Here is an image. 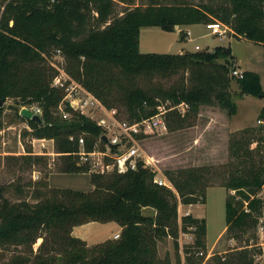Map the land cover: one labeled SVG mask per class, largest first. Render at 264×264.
<instances>
[{
    "label": "trees",
    "instance_id": "obj_1",
    "mask_svg": "<svg viewBox=\"0 0 264 264\" xmlns=\"http://www.w3.org/2000/svg\"><path fill=\"white\" fill-rule=\"evenodd\" d=\"M128 5L133 0H120ZM115 0H9L0 17V102L13 98L17 104L40 102L42 123L26 118L38 138L54 139L63 156L61 171L89 172L88 163H80L78 132L87 133L86 149L92 150L97 139L106 140L94 119L81 112L61 119L55 114L63 93L53 86L56 70L50 55L61 50L68 57L67 70L93 91L108 107L119 102L130 111L131 121L157 113L161 94L174 105L188 104L198 114L201 105L218 106L229 115L237 111L231 91V48L177 53H143L140 50L142 27L158 26L173 31L177 25L224 21L239 36L264 45V0H231L230 4H159L137 5L117 17ZM186 33H181L184 40ZM84 57V58H82ZM185 71L181 82L165 88L152 82L156 74ZM188 73V74H187ZM232 76V75H231ZM149 80L138 84V78ZM235 77V76H232ZM241 94L263 97L264 88L258 72L245 70L236 77ZM115 86L118 91H115ZM69 110L70 106H68ZM4 105L0 106V116ZM172 111V110H171ZM176 111V110H173ZM264 116V109L261 112ZM75 137L71 139V136ZM247 148H245V145ZM30 152V150H29ZM232 154L239 159L229 177L220 185L228 190L226 228L228 239H239L257 228L264 209L259 191L264 185V163L255 162L250 141H235ZM249 158L247 162L243 158ZM39 161L43 156H35ZM211 169L206 166L168 170L176 188L154 182L155 172L139 162L136 170L110 175L92 173L91 191L50 187L48 180L38 182L36 202L21 200L0 204V248L8 244L33 247L42 242L36 254L39 264H172L161 258L158 242L175 238L179 248L180 230L193 226L196 240L185 248V264H202L206 248L205 218L186 214L179 225V203L206 201L211 183ZM22 191L21 188H19ZM157 209L155 216L143 213V207ZM90 221H116L122 226L117 239H107L93 246L72 235L76 225ZM215 254L218 264H264L255 261L261 248L250 243ZM259 249V250H257ZM178 250V249H177ZM178 264L180 258L178 257Z\"/></svg>",
    "mask_w": 264,
    "mask_h": 264
},
{
    "label": "rangeland",
    "instance_id": "obj_2",
    "mask_svg": "<svg viewBox=\"0 0 264 264\" xmlns=\"http://www.w3.org/2000/svg\"><path fill=\"white\" fill-rule=\"evenodd\" d=\"M7 1L9 0H0V17ZM230 1L133 0L134 3L128 5L120 0H115L112 17L122 15L128 8L137 5L146 6L151 3L211 4L219 6L222 4L228 5ZM221 22L230 27L226 22ZM198 32L199 34L206 32H210L211 34L210 36H197L195 34L194 41H183L182 44L172 48L171 53H177L181 46H185L191 51L207 50L205 48L216 46L231 48L232 54L229 56L231 68L236 67L238 61L242 60L244 66L261 69L264 85V45L249 40L244 36L237 35L231 28L223 36L213 35L206 25H200L197 30ZM196 44H199L201 48H196ZM49 63L56 70L52 84L63 93V97L55 109V114L61 119L72 118L73 110L81 112L94 119L102 127L103 136L106 135L108 138L114 137L118 132V129L112 124V116L111 112H109L112 109L117 110L116 117L119 120L133 122L130 118L129 109L122 101L116 107H108L93 91L89 90L81 81L70 74L67 70L68 57L61 50L52 52ZM183 76H185V71L180 69L177 73H170L168 75L162 73L156 74L151 80L155 84L168 88L181 82ZM230 77L232 80L231 91L233 101L237 104V111L234 115L231 116L226 109L216 106V110L219 111L215 115H212L216 118L215 124L207 127L206 122L211 119V113L207 110L211 106L206 104L201 105L197 115L193 114L192 111H186L185 114H182L177 108L170 109L166 113L165 122L167 128H161L156 133L143 136L138 140L142 152L154 159L158 166V175L166 178L170 185L167 187L174 191H176V188L166 174L168 170L193 166H206L211 169L209 176L211 183L214 185L208 187L206 201L204 203L197 202L192 204L180 202L178 206V222L180 226L182 225V217L189 212V205H194L192 212L195 215L206 219L207 232L204 237L206 248L201 251L204 252L202 264H218L214 261L213 256L215 254L224 253L233 247H241L247 243L246 240L248 238H250V243L256 244V248L260 247L262 250L261 253L255 254V261L264 263V209L257 228L250 229L239 239L230 240L227 233H225L223 237L217 240L226 226L228 192H235L220 185L229 177L230 171L234 168L232 165H236L239 162V159L235 158L232 154L235 141L241 138H244L246 143L247 140L250 141V150L253 153L255 162L258 164L264 163V116L261 115L264 109V96L241 94L236 77H232L231 75ZM148 81L146 78L141 77L137 80L140 85H145ZM115 91H118L117 86H115ZM94 98L98 99L100 103L95 101L92 103ZM155 100L159 104H165L166 107H171V104L172 106L174 105L170 100H165L161 94ZM71 101L73 105L72 103L71 105L68 104ZM9 103H16V101L13 98H9L5 102L4 111L0 116V204L5 199L12 203L21 200L36 202L39 200L35 196L36 190L42 188L41 190L45 193V196L49 189L48 187H40L38 182L48 180L52 172H63L61 171V165L64 155L58 152L54 139L38 138L34 134L32 126L26 119L20 116L21 114L18 115L14 110L7 108ZM22 106L43 109L41 103L37 101L26 103ZM68 106L72 110H69ZM61 109L66 110V116L63 115ZM200 113L202 114L199 115ZM232 122L239 124L238 130L231 131ZM229 123L231 125H224ZM87 135L85 132H78L76 136L84 137L86 141ZM71 137H75V134ZM244 145L247 148V145ZM97 148H106V146H101L100 139H97L92 150ZM36 155L43 156V158L37 161ZM243 159L247 162L250 160L247 157ZM89 173L92 176L94 172L90 170L88 173L59 174L54 176L53 183L55 185L73 186L80 190L91 191L92 182ZM110 174L106 173V175ZM259 196L264 201V185L259 191ZM149 210L151 209H145V212H150ZM155 211L157 212V209ZM105 228L106 230L102 233L103 235L107 236L112 233V225ZM194 228L190 226L187 230H180L178 237L179 248H176L173 236H167L163 240H160L158 242L159 256L161 258L169 257L172 264H178L179 257L180 263L185 264L184 250L187 246L195 244L196 234L194 233ZM41 242L42 238H38L33 247L25 244H8L0 248V264H39L35 256L38 253V247ZM87 244L88 246H93L88 242Z\"/></svg>",
    "mask_w": 264,
    "mask_h": 264
},
{
    "label": "built area",
    "instance_id": "obj_3",
    "mask_svg": "<svg viewBox=\"0 0 264 264\" xmlns=\"http://www.w3.org/2000/svg\"><path fill=\"white\" fill-rule=\"evenodd\" d=\"M206 26L211 30L213 35L223 36L230 29L225 23L214 20L206 23ZM232 76L242 77L243 71L236 68L231 72ZM100 103L98 99L94 98L93 102ZM88 102V101H86ZM73 105V102H68L69 105ZM188 104L181 102L171 107H166L165 104H159L157 106V113L147 118H143L139 121L128 122L119 120L117 110L112 109L110 114L112 116V124L118 129L117 134L108 138L109 142H106V148H97L94 150H87L85 148L84 137H79V151L75 152L80 157V163H88L90 170L95 173H126L129 170H136L139 162H142L144 166L150 168L155 172L154 182L159 185L170 186L167 179L158 175V166L154 159L147 156L142 152V148L138 143V140L143 136H148L156 133L161 128H167L166 126V113L170 109L177 108L180 113L185 114L188 110ZM61 108V106H60ZM35 113L41 115L42 110L39 107L30 108ZM62 110V109H61ZM63 115H67L66 110H62ZM74 137H71L73 139ZM204 255V252H201Z\"/></svg>",
    "mask_w": 264,
    "mask_h": 264
},
{
    "label": "crops",
    "instance_id": "obj_4",
    "mask_svg": "<svg viewBox=\"0 0 264 264\" xmlns=\"http://www.w3.org/2000/svg\"><path fill=\"white\" fill-rule=\"evenodd\" d=\"M200 25L205 26L206 23L177 25L173 31H166V30H163L162 28H160L158 26L142 27L141 31H140V50L143 53H171L172 48H174L177 45L182 44L183 41H185V40L188 42L194 41L195 40V34H197V36H208V35L210 36V34H211L210 32H208V33L206 32L203 34H199V32L197 33V30H198ZM181 33H187L184 40L181 39ZM195 47L199 48V49L201 48V46L199 44H196ZM214 48L215 47H213V48L207 47L205 49L212 51V50H214ZM186 51H191V50L187 49L185 46H181V48L179 49L177 54H181V53H184ZM236 67L242 71L251 70V71L258 72L261 76V82L263 85V74H262L261 69H259L257 67L249 68L248 66H244V62L242 60L238 61V63L236 64ZM263 88H264V85H263ZM208 106H211V105H208ZM215 107L216 106H211L207 110L208 112L211 113L210 114L211 119L207 120V122H206L207 127H210L213 124H215L214 122H215L216 118L212 115H215L219 111V110H216ZM201 114L202 113H200L199 115H201ZM224 125L228 126L231 124L229 123V124H224ZM238 126H239L238 123L237 124L233 123L231 126V129H232L231 131L238 130L239 129ZM78 173H86V172H78ZM59 174H68L69 175V174H76V172L75 173H68V172H52V173H50V175L48 177L50 186L59 187V188H72V189L80 190V189H77L73 186L55 185L53 183L54 176L59 175ZM90 180H91V174H90ZM94 187L95 186L92 183V188L90 190L94 189ZM84 191H86V190H84ZM193 206L194 205H189L188 214H192L194 217L204 218L202 216L195 215L192 212ZM145 209H151V210H149L150 212H145ZM142 211L144 214L150 215V216H154L157 213L155 211V209L152 207H144L142 209ZM111 225L113 226L112 233L107 235V236L103 235L102 233L104 232V230H106L105 227L111 226ZM121 232H122V226L116 221H108V222L90 221V222H87L84 224L76 225L72 229V235L74 237L81 238L82 240H84V241H86L92 245L101 243L107 239H117V238H119ZM225 233H227L226 226L224 227L223 231L220 233V236L218 237L217 240H219L221 237H223V235H225Z\"/></svg>",
    "mask_w": 264,
    "mask_h": 264
},
{
    "label": "water",
    "instance_id": "obj_5",
    "mask_svg": "<svg viewBox=\"0 0 264 264\" xmlns=\"http://www.w3.org/2000/svg\"><path fill=\"white\" fill-rule=\"evenodd\" d=\"M5 103L3 101L0 102V106H3ZM7 108L10 110H14L15 112L21 114L22 116H25L26 118L33 119L39 123H42L41 115L35 113L33 110H31L29 107L21 106L17 103H9L7 105ZM103 138L106 140V142H109V139L106 135L103 136Z\"/></svg>",
    "mask_w": 264,
    "mask_h": 264
}]
</instances>
